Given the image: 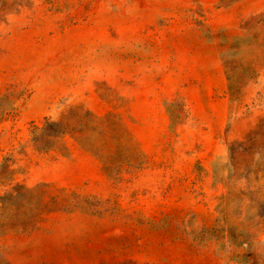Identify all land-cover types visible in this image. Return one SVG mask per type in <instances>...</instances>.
<instances>
[{
	"label": "rangeland",
	"instance_id": "1",
	"mask_svg": "<svg viewBox=\"0 0 264 264\" xmlns=\"http://www.w3.org/2000/svg\"><path fill=\"white\" fill-rule=\"evenodd\" d=\"M0 264H264V0H0Z\"/></svg>",
	"mask_w": 264,
	"mask_h": 264
}]
</instances>
